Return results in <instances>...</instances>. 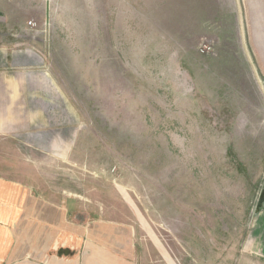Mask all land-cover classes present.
Segmentation results:
<instances>
[{
	"label": "rangeland",
	"instance_id": "rangeland-1",
	"mask_svg": "<svg viewBox=\"0 0 264 264\" xmlns=\"http://www.w3.org/2000/svg\"><path fill=\"white\" fill-rule=\"evenodd\" d=\"M43 12L52 48H0V180L77 223L130 225L138 264H264L253 146L239 144L264 120V0Z\"/></svg>",
	"mask_w": 264,
	"mask_h": 264
},
{
	"label": "crops",
	"instance_id": "crops-1",
	"mask_svg": "<svg viewBox=\"0 0 264 264\" xmlns=\"http://www.w3.org/2000/svg\"><path fill=\"white\" fill-rule=\"evenodd\" d=\"M43 4L44 0H0V26L11 38L21 39L0 41L1 49L53 47L54 41L41 39L39 34L44 32L34 28L44 18ZM22 55L24 61L30 58L27 53ZM261 106H255V111ZM237 125L236 139H241V130L248 126L242 122ZM247 132L239 144L253 146L243 167L261 186L260 232L264 247V120ZM29 192L25 186L0 180V264H138L130 225L106 221L80 224L70 218L67 207L34 198Z\"/></svg>",
	"mask_w": 264,
	"mask_h": 264
},
{
	"label": "water",
	"instance_id": "water-1",
	"mask_svg": "<svg viewBox=\"0 0 264 264\" xmlns=\"http://www.w3.org/2000/svg\"><path fill=\"white\" fill-rule=\"evenodd\" d=\"M262 197H264V193H262V195H261V199H262Z\"/></svg>",
	"mask_w": 264,
	"mask_h": 264
}]
</instances>
